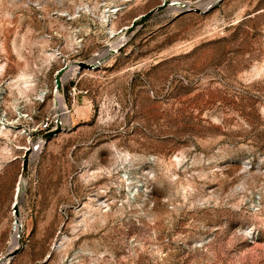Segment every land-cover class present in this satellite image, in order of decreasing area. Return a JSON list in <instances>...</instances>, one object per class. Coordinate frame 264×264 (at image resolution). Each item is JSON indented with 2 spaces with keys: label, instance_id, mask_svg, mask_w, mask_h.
Here are the masks:
<instances>
[{
  "label": "rangeland",
  "instance_id": "obj_1",
  "mask_svg": "<svg viewBox=\"0 0 264 264\" xmlns=\"http://www.w3.org/2000/svg\"><path fill=\"white\" fill-rule=\"evenodd\" d=\"M163 1L0 0L1 264H264V0Z\"/></svg>",
  "mask_w": 264,
  "mask_h": 264
},
{
  "label": "bare ground",
  "instance_id": "obj_2",
  "mask_svg": "<svg viewBox=\"0 0 264 264\" xmlns=\"http://www.w3.org/2000/svg\"><path fill=\"white\" fill-rule=\"evenodd\" d=\"M170 2H171V4H169V7H172L174 9H179V8L184 7V4L181 1H179V0H169V3ZM136 20L138 22L141 21V16H139ZM126 29H127V33H130L131 31H134V30H130V25L127 26ZM92 64L95 65V68L98 66V63H96V62L92 63ZM79 68H81V66L79 65V62L75 61L74 63L67 64L66 66H63L62 67V69H63L62 73H59V69H58L56 71V74H55V80H54V96H55L54 105H55V107H56V109L58 111L56 117L58 118V121H59V124H60V129H61L60 132H62L64 130L63 119L65 120L64 117H65V114L67 113V110H66L67 105H66V101L64 99V84H65L66 80L69 77H71L72 75L74 76L75 74H78ZM87 69L91 70L92 68H87ZM56 77L58 78V80H60V82H61L60 85L57 84ZM57 135L58 134H56L55 136H57ZM47 140H49V137L47 135H43L42 138L39 141H37V143H31V141H28L29 142V146L26 147V151L27 152H26L25 160L30 159L33 156H36L37 154H39V152L41 151V148L45 145ZM23 172L25 173V171H23ZM20 186H21V184L18 185V188L15 191L14 200H13V203H12L11 214H12V217H13L12 229L14 231V235H13V239H12L11 248H10V250L8 252V257H7V259H6L4 264H8L9 261L12 258L15 257V256L12 255V250L15 247H18V246L21 247V241H20L19 237H17V234L23 228V217H22V213L20 211V206H19V213L16 212L14 210V208H13V205H14V203L16 201H18V205L20 204V191H21V187Z\"/></svg>",
  "mask_w": 264,
  "mask_h": 264
},
{
  "label": "water",
  "instance_id": "obj_3",
  "mask_svg": "<svg viewBox=\"0 0 264 264\" xmlns=\"http://www.w3.org/2000/svg\"><path fill=\"white\" fill-rule=\"evenodd\" d=\"M169 4H171V2L169 3V0H164L160 5H158L157 7L149 10L147 13H144L141 15V21H137L136 19L131 23L130 25V30H136L140 25H142L145 21H147L151 16H153L155 13H157L158 11H160L161 9H164V8H167L169 7ZM185 7V5H184ZM196 11H199V12H202L204 10H201L200 8H192ZM208 9V8H207ZM79 62V65L81 67H87V68H95V65H93L92 63H85V62H82V61H78ZM63 72V69L60 68L59 69V73H62ZM56 82L58 85L61 84L60 80H58V78L56 77ZM61 131L60 129V124L58 123L57 127L46 132L44 135H47L50 138L54 137L56 134H59ZM26 164V160L24 159V166ZM13 208L16 212L19 213V205H18V201H16L13 205ZM21 247H16L14 250H12V255L13 256H16L20 251H21Z\"/></svg>",
  "mask_w": 264,
  "mask_h": 264
},
{
  "label": "built area",
  "instance_id": "obj_4",
  "mask_svg": "<svg viewBox=\"0 0 264 264\" xmlns=\"http://www.w3.org/2000/svg\"><path fill=\"white\" fill-rule=\"evenodd\" d=\"M73 90H74V93H76V92H75L76 87H74ZM58 123H59V121H58V119H57V117H56V115H55L54 117H46V118L41 122L40 127H41V129H43L44 131H47V132H48V131H50V130L56 128L57 125H58Z\"/></svg>",
  "mask_w": 264,
  "mask_h": 264
},
{
  "label": "crops",
  "instance_id": "obj_5",
  "mask_svg": "<svg viewBox=\"0 0 264 264\" xmlns=\"http://www.w3.org/2000/svg\"><path fill=\"white\" fill-rule=\"evenodd\" d=\"M14 193H15V190H14ZM14 193H13V200H14ZM13 200H12V202H11V205H12V203H13Z\"/></svg>",
  "mask_w": 264,
  "mask_h": 264
}]
</instances>
